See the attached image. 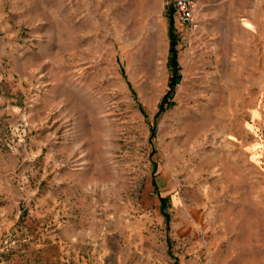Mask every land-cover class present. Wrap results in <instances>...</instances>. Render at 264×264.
<instances>
[{
    "label": "rangeland",
    "instance_id": "374dc122",
    "mask_svg": "<svg viewBox=\"0 0 264 264\" xmlns=\"http://www.w3.org/2000/svg\"><path fill=\"white\" fill-rule=\"evenodd\" d=\"M244 9L259 29L244 31ZM0 13V264L101 201L116 246L166 242L152 264H264V0H200L196 32L162 0H0ZM172 36L180 79L158 114ZM46 189L54 221L30 209Z\"/></svg>",
    "mask_w": 264,
    "mask_h": 264
},
{
    "label": "crops",
    "instance_id": "0c3cea01",
    "mask_svg": "<svg viewBox=\"0 0 264 264\" xmlns=\"http://www.w3.org/2000/svg\"><path fill=\"white\" fill-rule=\"evenodd\" d=\"M225 1L232 3L237 0ZM241 1L246 2L247 0ZM246 11L244 9L243 15L237 14V17H240L244 31L251 33L252 30L259 29L261 16L258 14L259 20L256 19L258 13L256 9ZM2 18L3 15L0 13V20ZM261 45L263 49L264 41ZM261 81H264V69L262 70ZM37 191H39L38 187H36L35 193ZM45 193L46 195H42V197L45 196L46 201L42 200L39 203L40 200L37 198V201L33 202L34 206L30 209L39 208L40 213L37 210L36 216L46 217L45 221H54L56 217L54 213L55 203L49 199L48 189L44 191ZM7 206H5L6 210H8ZM86 209L87 212L84 217L69 215L60 225L56 234L48 241L45 248L28 252L19 260L16 259V264H152V262H156V259H164L165 241V243L159 241L157 244L151 237L124 235L120 241L115 240L117 243L121 242V245L116 246L114 244V203L104 201L98 204L88 203ZM33 220H29V226L33 225ZM35 223L37 221H34ZM152 249L156 252L161 249L160 256L154 257V261L150 256Z\"/></svg>",
    "mask_w": 264,
    "mask_h": 264
},
{
    "label": "built area",
    "instance_id": "2783aa9c",
    "mask_svg": "<svg viewBox=\"0 0 264 264\" xmlns=\"http://www.w3.org/2000/svg\"><path fill=\"white\" fill-rule=\"evenodd\" d=\"M165 7H171L175 20L187 27L189 31L196 32L200 28L198 12L200 0H162Z\"/></svg>",
    "mask_w": 264,
    "mask_h": 264
},
{
    "label": "trees",
    "instance_id": "16d2710c",
    "mask_svg": "<svg viewBox=\"0 0 264 264\" xmlns=\"http://www.w3.org/2000/svg\"><path fill=\"white\" fill-rule=\"evenodd\" d=\"M175 46H176V41L174 39V36H172L170 38V47H169V55H170L169 62H170L171 70H172V77H171L170 83H169L170 89L166 93V95L162 98V100L159 104L158 114H160L164 111V105L167 102L168 98L171 96L174 87L177 85V83L180 79L179 66H178V63L176 61L177 53H176Z\"/></svg>",
    "mask_w": 264,
    "mask_h": 264
},
{
    "label": "bare ground",
    "instance_id": "6f19581e",
    "mask_svg": "<svg viewBox=\"0 0 264 264\" xmlns=\"http://www.w3.org/2000/svg\"><path fill=\"white\" fill-rule=\"evenodd\" d=\"M162 78V74H161V76H160V79Z\"/></svg>",
    "mask_w": 264,
    "mask_h": 264
}]
</instances>
